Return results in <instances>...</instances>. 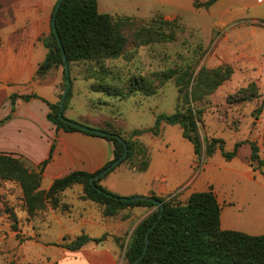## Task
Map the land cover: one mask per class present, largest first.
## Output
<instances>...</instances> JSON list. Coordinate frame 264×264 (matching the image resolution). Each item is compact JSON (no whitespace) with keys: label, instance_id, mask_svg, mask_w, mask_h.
I'll use <instances>...</instances> for the list:
<instances>
[{"label":"rangeland","instance_id":"rangeland-1","mask_svg":"<svg viewBox=\"0 0 264 264\" xmlns=\"http://www.w3.org/2000/svg\"><path fill=\"white\" fill-rule=\"evenodd\" d=\"M44 2L32 0L24 13L11 6L1 13L0 55L6 54L11 65L1 67L0 76L10 74L14 79L10 84L0 83V119L8 114L10 95L14 92L35 91L48 96L55 87L53 103H57L67 86L64 66L53 67L41 76L36 74L47 55L43 42L37 41L33 49L25 47L16 54L11 51V59L8 55L16 44L12 41L13 34H21L26 26L34 23L41 25L46 11ZM98 8L114 18L130 16L143 20L146 25L156 24L161 18L173 22L163 28L167 32L172 30L175 40L143 45L130 41L127 52L118 58L72 62L71 97L64 110L67 118L93 129L116 130L129 138L135 129L154 127L158 114H171L177 108L176 80H161V72L189 68L197 75L202 67L228 64L234 69L232 77L194 103L203 109L199 122L202 138H223L226 151L232 150L238 141L253 140L264 157V0H218L210 8H196L194 0H98ZM26 17L29 21L23 20ZM11 19L12 23H5ZM133 77L144 78L154 93L143 90L129 93ZM255 94L258 95L249 98ZM42 101L19 105L20 117L15 124H28L20 127L21 130L14 128L13 123L0 130V147L18 146L34 160L16 149L2 150L28 159L31 167H36V161L44 156L47 147L45 135H40L30 123L37 124V119L40 124V118L45 116ZM17 102L22 103L23 99ZM50 139L58 144L60 134ZM133 139L139 142L136 151L100 181L105 188L131 198L150 195L154 185L164 184L171 188V193L164 196L167 200L185 204L191 192L213 187L222 207L221 218L231 225L228 229L264 234V174L258 161L250 159L249 142L239 147L237 156L227 159L221 150L212 156L205 153L198 156L194 145L183 137L179 125L162 123L159 135L148 131ZM64 141L73 160L79 161L72 170L82 166V157L85 159L77 157L79 151L103 148L110 155L114 148L104 138L79 131L68 133ZM142 146L147 148L150 162L145 171L137 167L139 160L145 159L137 154ZM64 150L47 170L41 188L48 190L54 176L67 168L70 161ZM192 178H195L194 184L185 185ZM60 197L66 207L54 208L49 203L30 214L20 183L0 178V264H59L65 252L58 245L63 237L72 239L84 233L93 237L107 234L100 242L113 247L119 244L125 251L137 226L140 208L134 207V215L130 214L134 216L133 221L117 229L111 226L114 224L111 216L103 214V205L84 199L82 185L75 184ZM145 207L148 214L156 209ZM221 227L226 229L222 224Z\"/></svg>","mask_w":264,"mask_h":264},{"label":"trees","instance_id":"trees-1","mask_svg":"<svg viewBox=\"0 0 264 264\" xmlns=\"http://www.w3.org/2000/svg\"><path fill=\"white\" fill-rule=\"evenodd\" d=\"M217 1L194 0V6L196 8H210ZM172 23L161 18L156 24L146 25L143 20L130 16L114 18L109 13L100 12L98 0H63L57 12L56 31L51 25L50 33L41 37L48 52L45 59L40 63L37 74L41 76L53 67L64 66L63 51L67 55L70 66L74 61L118 58L127 52L130 41L136 45L149 44L153 41H173L175 40V33L172 30L167 32L163 28L164 25ZM57 34H59L61 44ZM233 73L234 69L228 64L215 68L202 67L197 75L189 68L182 70L170 68L161 72L159 74L161 80L171 78L176 80L179 87L177 108L171 114H158L154 127L135 129L129 138L124 137L116 130L107 128L102 129L107 132L106 134L82 130L60 118V101L57 103L50 102L37 93L19 94L14 92L10 95L11 111L0 119V126L12 118L19 98L24 101L40 98L48 104L50 111L47 113V118L56 125L57 130L79 131L87 135L104 138L113 143L114 156L94 172L76 169L57 177L49 189L45 190L41 188L44 172L48 164L52 162L57 146L56 140H53L48 156L36 167H31L28 159L22 156L17 157L11 153L0 151V178L12 179L20 183L30 214L44 209L49 203L54 208L66 207V204L61 203L60 195L75 184L83 186L84 199L104 206L103 214L106 216H114L129 207H156L136 226L132 240L124 252L127 264H134L136 258L142 254L148 232V249L138 264H264V234L253 235L239 230L223 229L221 227L222 207L213 187L203 191H194L185 204L174 203L165 197L154 193L150 194V196L160 199L164 204V213L162 217H159L162 211L160 204L151 200L133 201L108 190L100 183L117 166L97 179L95 185L90 181L92 176L110 166L123 155L125 152L123 141L127 142L129 151L122 162L129 159L136 151V145L139 142L134 140L133 136L148 131L159 135L162 123L179 125L183 137L194 145L195 153L198 156L203 153L212 156L216 151L221 150L225 158L232 159L237 155L239 147L244 142H249L252 150L250 159L252 162L258 161L264 174V157H261L260 146L256 141H238L232 150L226 151L223 138H210L209 136L202 138L201 135L199 122L203 109L195 107L194 103L213 93L224 81L230 79ZM65 79L66 81L68 79L66 71ZM141 90L154 93L144 78L133 77L129 93ZM256 95L258 94L251 95L249 98ZM70 97L71 90L67 95L65 108ZM116 135H121L123 140L117 138ZM147 151V148L142 146L137 152L139 158H145L142 161L139 160L137 166L139 171H145L149 167ZM13 218L16 219L14 215ZM156 221L155 227L149 231ZM14 227H17L16 224ZM106 237L107 234L101 237H91L86 233L72 239L64 236L63 242L58 245L75 251L82 248L90 240L100 242Z\"/></svg>","mask_w":264,"mask_h":264},{"label":"crops","instance_id":"crops-1","mask_svg":"<svg viewBox=\"0 0 264 264\" xmlns=\"http://www.w3.org/2000/svg\"><path fill=\"white\" fill-rule=\"evenodd\" d=\"M26 1H28V2H26ZM31 4H32V0H0V23H2V19H3V17L1 16V13H3V11L5 9H7L8 7L11 6V7L15 8L18 12L21 11L22 13H24L27 5L30 6ZM44 6H45L46 11H45L44 18L41 21V25H39L40 23H38V24L34 23L31 26H26L21 34H18L17 32L11 33V34H13V33H17V34H13L14 36H11L12 41H15L16 44L14 46H12L9 50L8 55H9L10 59H11V51L16 54L18 52V50L20 51V50H22V48H25V47H29L30 49H33L35 47L37 41L43 42L41 40V37L46 36L50 33L54 0H45ZM23 20L29 21V17H26ZM12 22H13V19L5 20L6 24L12 23ZM17 31L19 32V30H17ZM0 39H1V37H0ZM1 46H2V40H1V44H0V49H1ZM47 52H48V49H47ZM6 56H7L6 54L3 57H1V55H0V69H1V67H5V66L10 67V65H11L10 60L7 61ZM2 59L4 60L3 62L1 61ZM36 74H37V71H36ZM12 76L13 75H10V74H5V75L0 76V83H7V84L13 83L14 78ZM30 93H37V92L31 91ZM48 93H49L48 96L43 95L42 93H37V94L44 97L45 99H47L50 102H54L55 98H56L55 87H53V90L48 92ZM35 100L42 101L40 98H33L30 101H24L23 100L22 103L17 102V107H16L15 112L13 113L12 118L9 119L7 122H5L3 125H1L0 130H2L4 127H8L12 123L14 124V128H16V129H20V127L22 129V127H25V125H28V124H25V125L24 124H21V125L15 124L16 119L20 117L19 105L23 104L24 102H28L29 104H31ZM42 103H43L42 105H44L43 107H45V116H46L47 120L45 119V116H42V118H40V120H39L40 124H38L37 119L35 120V122L37 124L30 122L31 124H33L36 127V129L38 130L40 135H45L46 142H47L46 152H45L44 156L36 162L40 163L42 160H44L48 156V153H49V150L51 147V143H52V140L50 138L55 136L57 133L60 134V140L58 141V144L56 146L53 160L46 167L44 175L46 174L47 170L50 169V167L52 166L51 164L54 163L55 160L58 158V156L61 154L62 148L65 149L64 151H65L66 157H67L68 161H70L69 164L66 166L67 168L62 169L59 173H57L54 176V178H53V180H54L55 178L63 176L65 174L69 173L70 171H72L71 168L74 166V163L78 160H76V161L73 160L71 150L69 151L68 146L65 145V143H64L65 142L64 136L70 132H65L63 130L61 132V130H57L56 126L47 118V113L49 111L48 104L45 101H42ZM10 111H11V107H10L8 114L10 113ZM2 149H4V150L16 149V150L24 152L26 155L31 157L28 153H26L23 149L19 148L18 146H14L11 148L0 147V151L5 152ZM102 149L103 148H99L98 150H95V151H87V150L82 151V152L79 151L80 154L77 153L76 154L77 157L80 158L81 156H84L85 159H82L83 157L81 158L82 161H80V162H81L82 166L78 165L79 167H77L76 169H82V170H87L89 172H94V171L98 170L99 168H101L106 162L111 160L114 156L112 148H111V154L110 155H108L107 150L104 152ZM78 163H79V161H78ZM149 166H150V164H149ZM76 169H74V170H76ZM194 179L195 178L189 179L185 183V185H188V184L193 185L195 182ZM199 191H202V190H199ZM149 192H150L149 194L154 193L158 196L164 197V196H167L168 194L171 193V188H168L164 184H158V185H154V187L152 189H150ZM193 192H191V193H193ZM88 201H91V200H88ZM135 207H138L141 209V214L135 221L136 225H138L150 213L148 214V210L146 209L145 206H135ZM124 210H127V212H125V213L122 212ZM134 210H135L134 207L133 208L129 207L127 209L121 210L118 214L111 216L112 222H114V224L111 226H113L117 229L124 226L126 222L132 220V218L134 217V216L132 217L130 215V214L134 213ZM221 224L226 229L230 228V226H231L229 222H227V221H225V219H223V217L221 218ZM91 237H93V236H91ZM96 237H98V236H96ZM124 252L125 251L120 248L119 244H117L116 247H113V246L105 245L103 242H88L79 250L71 251V250H68L65 248V252H64L63 257L59 258V264H127L125 257H124Z\"/></svg>","mask_w":264,"mask_h":264},{"label":"water","instance_id":"water-1","mask_svg":"<svg viewBox=\"0 0 264 264\" xmlns=\"http://www.w3.org/2000/svg\"><path fill=\"white\" fill-rule=\"evenodd\" d=\"M62 1L63 0H57V2L55 4V7H54V10H53L51 25H52L54 31H56L57 12H58V10L61 7ZM57 37H58V40H59V42L61 44V39L59 37V34H57ZM63 57H64L65 71H66V74H67V77H68V82H67V86L65 87V89L63 91L62 98L60 100V107H59V116H60V118L62 120H65L66 122L70 123L73 126L79 127L82 130L92 131V132L98 133V134H106L107 132H105L102 129H93V128H90V127H88V126H86V125H84L82 123H79V122H75L73 120H70L69 118H67L64 115L65 102H66L67 95H68L69 91L72 88V81L70 79V66H69V61H68L67 55H66V53L64 51H63ZM116 136H117V138L123 140L121 135H116ZM123 143H124V146H125V152L123 153V155L119 159L115 160L110 166L104 168L103 170H101L100 172H98L97 174H95L94 176H92L90 178V181H91V183L93 185H95V181L97 179H99L102 176H104L105 174H107L110 170H112V168L118 166L126 158L129 149H128L127 142L126 141H123ZM98 189L100 190L99 187H98ZM130 199L133 200V201L134 200H151V201H153V202H155L157 204H160L161 207H162V211H161V214H160L159 217H162V215L164 213V204H163V202L160 199H157V198H155L153 196H150V195L133 196ZM156 224H157V221L153 223V225L150 227L149 231L151 229H153ZM148 245H149V232L147 234L146 244H145L144 250H143L142 254L138 258H136V260L134 261V264H138L140 262V260L145 256V254L147 252V249H148Z\"/></svg>","mask_w":264,"mask_h":264},{"label":"built area","instance_id":"built-area-1","mask_svg":"<svg viewBox=\"0 0 264 264\" xmlns=\"http://www.w3.org/2000/svg\"><path fill=\"white\" fill-rule=\"evenodd\" d=\"M260 1H262V0H260Z\"/></svg>","mask_w":264,"mask_h":264}]
</instances>
